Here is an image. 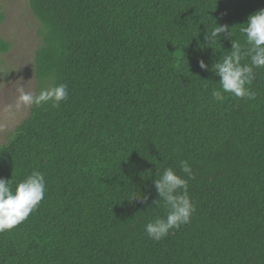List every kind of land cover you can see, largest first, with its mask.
<instances>
[{
	"label": "trees",
	"instance_id": "1",
	"mask_svg": "<svg viewBox=\"0 0 264 264\" xmlns=\"http://www.w3.org/2000/svg\"><path fill=\"white\" fill-rule=\"evenodd\" d=\"M29 5L45 26L35 73L66 84L68 99L33 104L0 146L13 190L33 171L46 185L0 233V264H264V67L246 85L253 99L215 74L233 43L251 65L242 29L264 0ZM215 23L228 32L206 42ZM167 168L188 179L195 210L155 241L145 226L168 214L154 184Z\"/></svg>",
	"mask_w": 264,
	"mask_h": 264
},
{
	"label": "clouds",
	"instance_id": "2",
	"mask_svg": "<svg viewBox=\"0 0 264 264\" xmlns=\"http://www.w3.org/2000/svg\"><path fill=\"white\" fill-rule=\"evenodd\" d=\"M245 24L246 27L242 31L246 35L247 43L251 45L246 53L251 58V65L241 64L243 58L241 47L233 43L230 55L225 56L222 63H215V74L219 77L225 92L237 98L253 99L254 93L246 85L252 83L254 68L264 67V8L250 14ZM226 32H228L227 26L215 23V27L205 33V40L206 42L220 40L221 34ZM199 63L202 69L207 67L203 60ZM216 98L222 99L220 96ZM67 99L66 84L43 89L38 94L21 89L16 106L51 102L54 107H59L60 103ZM180 171L186 174L188 179L194 176L187 161H180ZM188 179L178 175L173 169L167 168L162 177L154 181L158 197L165 202L168 214L165 218L146 224L145 231L149 238L159 241L167 236L170 230L178 229L181 225L190 222L195 209L187 195ZM45 190V178L39 171H33L26 176L16 184L14 190L10 186L9 179L0 178V233L11 230L26 220L44 198ZM143 199L146 200L147 197Z\"/></svg>",
	"mask_w": 264,
	"mask_h": 264
},
{
	"label": "rangeland",
	"instance_id": "3",
	"mask_svg": "<svg viewBox=\"0 0 264 264\" xmlns=\"http://www.w3.org/2000/svg\"><path fill=\"white\" fill-rule=\"evenodd\" d=\"M44 33L29 0H0V146L9 142L30 112L32 105L16 106L20 90L36 94L52 87L49 79L37 77L34 67Z\"/></svg>",
	"mask_w": 264,
	"mask_h": 264
}]
</instances>
